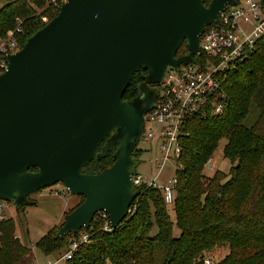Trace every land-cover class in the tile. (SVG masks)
Wrapping results in <instances>:
<instances>
[{"label": "water", "instance_id": "water-1", "mask_svg": "<svg viewBox=\"0 0 264 264\" xmlns=\"http://www.w3.org/2000/svg\"><path fill=\"white\" fill-rule=\"evenodd\" d=\"M233 4L66 0L7 56L0 74V200L19 210L32 204V192L61 182L84 200L65 215L57 238L88 229L100 211L116 228L139 192L132 182L138 165L132 152L157 95L150 86L123 99L132 75L145 69L142 82L156 85L168 66L192 62L201 33ZM182 43L188 53L177 56ZM110 148V167L95 174L82 171Z\"/></svg>", "mask_w": 264, "mask_h": 264}, {"label": "trees", "instance_id": "trees-1", "mask_svg": "<svg viewBox=\"0 0 264 264\" xmlns=\"http://www.w3.org/2000/svg\"><path fill=\"white\" fill-rule=\"evenodd\" d=\"M202 1L205 6L210 2ZM58 12L50 0H5L0 8V36L14 31L20 18L22 32L16 38L23 46ZM178 52L188 53L185 43ZM146 73L141 68L132 75L123 99L137 95V84ZM228 81V104L223 113L193 116L185 125L188 135L182 139L181 167L176 171L170 203L175 222L161 191L142 185L125 219L110 231L92 223L90 240L64 264H205L207 253L218 247H227V253L210 264H264V39ZM253 110L256 117L248 124ZM221 141L229 170L206 175L205 164ZM113 152L110 148L82 171L95 174L110 167ZM80 198L74 208L84 200ZM174 225L180 231L177 236ZM58 230L54 228L36 243L43 254L62 255L68 250V237L77 235L57 238ZM29 251L16 235L15 220L0 221V264H18Z\"/></svg>", "mask_w": 264, "mask_h": 264}, {"label": "built area", "instance_id": "built-area-1", "mask_svg": "<svg viewBox=\"0 0 264 264\" xmlns=\"http://www.w3.org/2000/svg\"><path fill=\"white\" fill-rule=\"evenodd\" d=\"M58 9L66 0H50ZM235 4L226 5L219 14V22L206 26L199 37V50L192 56L193 61L179 64L177 67L168 66L161 81L157 84V95L152 108L144 115V125L140 139L150 148L156 146L151 164L156 173L146 179L135 171L132 182L135 188L142 185L158 188L164 202L170 204L174 197L176 171L181 167L178 158L181 154L182 139L188 133L184 130L190 117L220 115L228 104L227 88L229 77L255 51L256 44L264 39V0H234ZM18 26L7 37L0 36V74L8 66L7 56L15 53L22 46L16 34L22 32V20L17 18ZM139 139V140H140ZM173 159L175 174L167 184L158 185V175L164 164ZM206 172H214L212 163ZM132 205V204H131ZM7 201L0 200V221L8 218L6 214ZM130 206L128 213L131 211ZM92 223L101 225L104 231H110L109 214L98 212ZM91 223V225H92ZM77 232L69 241L68 250L60 259L50 264H64L71 259L78 247L90 240L91 231ZM210 264V259H204Z\"/></svg>", "mask_w": 264, "mask_h": 264}, {"label": "rangeland", "instance_id": "rangeland-1", "mask_svg": "<svg viewBox=\"0 0 264 264\" xmlns=\"http://www.w3.org/2000/svg\"><path fill=\"white\" fill-rule=\"evenodd\" d=\"M5 4V0H0V8ZM159 86V85H158ZM157 86V87H158ZM146 88L147 92L150 91V84L140 82L137 84V94L141 89ZM256 117V110L251 112L250 118L247 123L249 124L253 118ZM108 140H105L101 147L100 152L106 147ZM224 142L221 141L212 155L211 161L207 164L206 169L212 164H215V170L219 169L227 172L230 167V161L223 157L222 147ZM137 149L140 150V154ZM156 146L152 148L143 140L140 139L132 152V159L138 161L136 171L141 173L146 179H149L156 173V169L151 164ZM211 175L213 172H206ZM175 174V161L173 159L167 161L161 169L157 183L158 185L167 184L168 181ZM58 188L59 190H56ZM78 195L70 193L66 187L60 182L56 185L40 189L28 195V200L32 204H25L23 210L18 211L14 207L13 202H7L6 214L8 218H13L16 223V233L21 241L26 244L30 251L18 264H50L60 259L62 256L56 252L50 255L43 254L37 247L36 243L51 232L54 228H60L63 224L65 215L73 210L74 206L80 201ZM169 216L173 223L175 222V215L171 204L167 205ZM84 232V230L80 231ZM179 229L174 225L173 234L179 235ZM73 236L68 237V242ZM227 253V247H218L216 250L208 252L207 257L210 263L219 261Z\"/></svg>", "mask_w": 264, "mask_h": 264}, {"label": "flooded vegetation", "instance_id": "flooded-vegetation-1", "mask_svg": "<svg viewBox=\"0 0 264 264\" xmlns=\"http://www.w3.org/2000/svg\"><path fill=\"white\" fill-rule=\"evenodd\" d=\"M179 55H181V52H178V51H177V56H179ZM150 86H151V87H154V86L157 87V84H156V85L150 84ZM30 170L34 172V171H37L38 168H31Z\"/></svg>", "mask_w": 264, "mask_h": 264}, {"label": "crops", "instance_id": "crops-1", "mask_svg": "<svg viewBox=\"0 0 264 264\" xmlns=\"http://www.w3.org/2000/svg\"><path fill=\"white\" fill-rule=\"evenodd\" d=\"M55 189H56V190H59L58 188H55ZM79 198H80V196H79ZM79 202H80V201H79ZM79 202H78V203H79ZM78 203H77V204H78ZM77 204H76V205H77ZM14 208H15V207H14ZM16 235L18 236V234H17V233H16ZM18 237H19V236H18ZM19 238H20V237H19Z\"/></svg>", "mask_w": 264, "mask_h": 264}]
</instances>
